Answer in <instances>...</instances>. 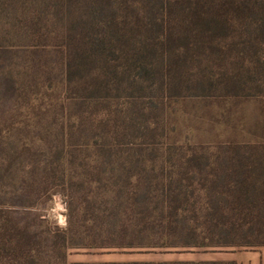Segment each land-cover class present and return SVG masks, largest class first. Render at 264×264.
I'll list each match as a JSON object with an SVG mask.
<instances>
[{
  "label": "trees",
  "instance_id": "16d2710c",
  "mask_svg": "<svg viewBox=\"0 0 264 264\" xmlns=\"http://www.w3.org/2000/svg\"><path fill=\"white\" fill-rule=\"evenodd\" d=\"M0 24L26 54L19 89L42 126L36 141L51 144L29 173L60 166L55 264H234L67 255L264 245V144L164 138L170 103L264 96V0H0ZM36 238L0 207L1 263L35 262Z\"/></svg>",
  "mask_w": 264,
  "mask_h": 264
},
{
  "label": "rangeland",
  "instance_id": "374dc122",
  "mask_svg": "<svg viewBox=\"0 0 264 264\" xmlns=\"http://www.w3.org/2000/svg\"><path fill=\"white\" fill-rule=\"evenodd\" d=\"M4 29L0 24V207L13 212L15 217L27 224L37 236L36 239L41 245L40 256L32 264H55V260L47 249L50 232L55 227L64 228L66 226L65 199L61 192L56 194L51 192L55 189H63L56 186L58 180L61 179L58 173L60 166L57 167L58 169L53 166L56 171L55 176L46 177L41 174L40 170L34 175L29 173L28 164L38 158L45 162L51 161L48 153L51 144L39 145L36 141L43 132L42 126L37 120L31 118L32 114L24 106L25 100L19 89L26 76L23 67L26 54L20 48L9 47L10 44L21 45V42L3 40L4 37L10 39L8 38L10 35L4 33ZM195 103V100H185L183 103L168 104L164 121V138L168 145H182L184 148L195 146V125L197 123ZM10 123H16V126H10ZM53 131L56 132L58 129L54 130L53 127ZM22 143H28L29 147L26 149L30 151H23L25 148H21ZM33 182H35L34 187L28 186ZM255 246L259 245L230 247ZM140 252L159 251L143 250ZM107 253L139 252L73 249L67 255V262L72 263L80 255L95 256ZM0 264H4V262H0ZM5 264L8 263L5 261Z\"/></svg>",
  "mask_w": 264,
  "mask_h": 264
},
{
  "label": "crops",
  "instance_id": "0c3cea01",
  "mask_svg": "<svg viewBox=\"0 0 264 264\" xmlns=\"http://www.w3.org/2000/svg\"><path fill=\"white\" fill-rule=\"evenodd\" d=\"M264 58V51H263ZM195 145L227 143L264 144V96H233L226 100L196 98ZM258 130V131H257ZM259 140H257L258 138ZM80 255L74 262H232L264 264V245L255 247H218L182 249L169 252L107 253Z\"/></svg>",
  "mask_w": 264,
  "mask_h": 264
}]
</instances>
